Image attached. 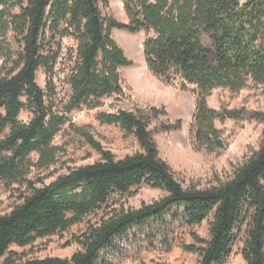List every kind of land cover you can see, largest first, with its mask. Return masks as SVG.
<instances>
[{
	"label": "trees",
	"instance_id": "16d2710c",
	"mask_svg": "<svg viewBox=\"0 0 264 264\" xmlns=\"http://www.w3.org/2000/svg\"><path fill=\"white\" fill-rule=\"evenodd\" d=\"M123 4L128 23L104 13L110 0H0V180L20 192V201L8 213H0V258L5 257L1 264H96L116 236L136 226L151 233L157 225L167 237L170 216L189 227L208 221L207 238L191 231L194 242L183 244L198 255L196 264H225L238 242L247 264H264V138L227 179L186 187L160 156L150 129L152 119L162 112L157 107L98 113L101 123L118 125L141 147L120 159L70 118L75 110L95 109L105 97L123 94L121 68L132 61L113 30L144 31L143 52L151 73L166 83L191 88L196 95L190 123L193 147L225 148L218 120H264V114L216 109L208 103L219 88L237 93L264 86V0ZM66 39L74 46L66 47ZM65 49L70 91L58 106L53 80L44 89L37 72L43 69L52 77ZM24 111L31 113L27 121L20 118ZM67 125L101 159L71 168L50 183L49 176L32 178L35 170H48L59 162L65 147L54 140ZM181 127V120L161 126L165 131ZM142 185L164 194L138 208L111 207L114 196L132 194ZM100 210L103 214L95 223L67 242L81 246L71 257L25 258L10 250L12 245L24 247L68 231Z\"/></svg>",
	"mask_w": 264,
	"mask_h": 264
},
{
	"label": "rangeland",
	"instance_id": "374dc122",
	"mask_svg": "<svg viewBox=\"0 0 264 264\" xmlns=\"http://www.w3.org/2000/svg\"><path fill=\"white\" fill-rule=\"evenodd\" d=\"M103 11L120 22L128 23L123 0H110L109 7ZM113 37L132 61L131 65L121 68L123 94L105 97L101 107L75 110L70 114V118L74 124L87 127L118 159L141 151V147L134 136L127 134L118 125L101 123L97 118L99 112H115L119 109L138 110L148 107L162 110L158 117L152 119L150 129L158 144L160 156L170 164L177 178L186 187L191 185L207 187L227 179L238 164L259 148L264 138V120L248 117L239 121L233 119L217 121L226 139L225 148L216 151L196 150L190 137V123L196 109L194 91L191 88L183 89L178 82L166 83L151 73L144 58L143 43L146 38L144 31L132 33L123 29H114ZM64 45L74 46V42L66 39ZM65 52L66 49L58 60L52 77L43 69L37 72V81L42 88L46 89L48 80H53L57 90L55 98L58 106L70 91L65 82L69 66ZM208 103L216 109L221 107L246 109L253 115H262L264 86H249L237 93L219 88L209 96ZM30 117L31 113L24 111L20 118L27 121ZM177 120L182 121L181 129L165 131L161 128L162 124L174 123ZM54 142L65 147L59 155V162L48 170H35L31 175L32 178L36 179L39 175L49 176L46 182L50 183L58 175L68 173L71 168L101 159V154L73 133L69 125L63 128ZM33 156L37 157L36 154ZM163 194L160 189L142 185L135 187L132 194L114 196L110 204L111 207L124 204L127 208H138L143 202H152ZM19 201L20 192L9 190L0 180V213H8ZM102 214L103 210H100L86 217L83 222L73 225L68 231L39 238L24 247L12 245L10 250L24 255L25 258L71 257L81 246L76 242L67 245V242L71 241L74 235L84 232L88 225L95 223ZM153 227L154 232L151 233L136 226L116 236L113 242L100 252L96 264L197 263L198 255L185 250L183 244L194 242L191 231L207 238L208 221L189 227L181 224L174 216H170L167 228L171 229V233L167 237L160 233L157 225ZM241 248L242 242H238L225 264H247L241 254ZM4 260L5 257H1L0 264Z\"/></svg>",
	"mask_w": 264,
	"mask_h": 264
}]
</instances>
